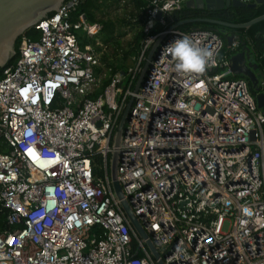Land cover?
<instances>
[{"label":"built area","instance_id":"obj_1","mask_svg":"<svg viewBox=\"0 0 264 264\" xmlns=\"http://www.w3.org/2000/svg\"><path fill=\"white\" fill-rule=\"evenodd\" d=\"M82 1L18 34L0 66V264H158L149 243L161 264H264V110L221 36L166 24L184 0H144L119 69L99 60ZM183 35L213 52L203 73L175 70L166 47Z\"/></svg>","mask_w":264,"mask_h":264},{"label":"water","instance_id":"obj_2","mask_svg":"<svg viewBox=\"0 0 264 264\" xmlns=\"http://www.w3.org/2000/svg\"><path fill=\"white\" fill-rule=\"evenodd\" d=\"M62 1L63 0H0V66L4 65L5 61L13 54V43L18 34L23 32L26 28L37 23L42 18L45 19L47 16L53 14V12L57 9ZM260 1L262 0H252L251 2L246 3H243L240 0H184L182 6L212 10L226 6H231L232 8H234V6L242 5L252 7L254 3H259ZM159 15L160 12L158 11L155 17L159 18ZM261 19H264V12L259 14V16H254L242 22L231 23L229 21L211 17H193L184 18V20H177L171 23L169 26L177 28L180 24H184V22L195 20L204 21L206 23L211 22L229 29V31L227 32H223L224 29H220L221 32L225 33L224 41L228 51V68L231 71L232 75H242L250 83V87L255 100L254 103L257 108L261 109L264 106V87L260 82L261 79H258L255 73V70L258 69V66L256 65V63H254L252 52L248 48L245 41L237 32L233 31L234 28H245L253 22H258ZM155 46L156 41L151 44L150 49L147 53V59L150 58ZM146 64L147 60L144 61L143 67H145ZM130 102L131 98L127 100L125 107L118 119L112 139V144L114 146L118 144V140L122 132L123 120L129 111ZM262 127L264 129V123ZM115 168L116 151L114 150L111 153L109 173L112 177L116 193L119 196L120 192L118 183L115 179ZM121 203L125 210V213L130 218L133 227L138 231L140 235L144 236L142 228L138 225L126 203L124 201H121ZM148 245L153 257L157 258V263L161 264V260L158 258V252L156 251V249L152 244L149 243Z\"/></svg>","mask_w":264,"mask_h":264},{"label":"trees","instance_id":"obj_3","mask_svg":"<svg viewBox=\"0 0 264 264\" xmlns=\"http://www.w3.org/2000/svg\"><path fill=\"white\" fill-rule=\"evenodd\" d=\"M104 2H117V0H83L78 5L77 10L83 11L86 18L90 20H95V19L99 20L102 23V28L100 33L103 32L101 39L107 40L109 36H111V31L113 27L112 21L110 19L95 18L94 15V11L99 8L100 3H104ZM129 2L131 3L132 7L136 10H138L139 7L142 4H144V0H129ZM263 12H264V0L260 1L259 3H254L252 7L242 5V6H234V8H232L231 6H226L212 10L211 9L207 10L205 8H189V7L180 6L177 10L166 13L164 16V20L166 24H171L177 20H184V18L211 17V18H216L234 23V22L246 21L254 16H259V14ZM194 27L206 28L207 30L210 29L221 36L222 48L219 54H221V56L224 58L228 51L225 48V41H224L225 33L221 32L220 29H227V28L211 22L206 23L204 21H195V20L184 22V24L182 25L180 24L177 28L181 31H184ZM233 31L237 32L240 35V37L245 41V43H247L251 47L252 53L254 54V57H256V61L258 63L257 65L264 74V19H261L258 22H253L252 24H250L245 28H234ZM23 32L35 36L33 29L31 27L26 28ZM141 36H142V29L140 26L137 32L135 33V37L133 39L136 47L139 44L138 40H140ZM84 42H85L84 39L80 40V44H83ZM16 45H17V37L14 40L13 49H16ZM123 56H125V53L123 54ZM14 57H15V53L12 54L5 61L4 65L12 63ZM215 70H218V68H215ZM239 76L244 78V76L242 75ZM105 82L106 81H103L102 84H104ZM248 88L252 93L250 87ZM3 217H4L3 213L0 212V226L3 223Z\"/></svg>","mask_w":264,"mask_h":264},{"label":"rangeland","instance_id":"obj_4","mask_svg":"<svg viewBox=\"0 0 264 264\" xmlns=\"http://www.w3.org/2000/svg\"><path fill=\"white\" fill-rule=\"evenodd\" d=\"M94 15L99 19H110L113 23L111 36L107 40L101 39L103 32L95 36L94 40L103 45L95 47L99 53V60L117 68L129 65L130 55L137 51L133 39L142 22L138 10L132 7L129 0H117V2L100 3ZM80 35L86 42L92 43L83 32H80Z\"/></svg>","mask_w":264,"mask_h":264},{"label":"clouds","instance_id":"obj_5","mask_svg":"<svg viewBox=\"0 0 264 264\" xmlns=\"http://www.w3.org/2000/svg\"><path fill=\"white\" fill-rule=\"evenodd\" d=\"M174 68L178 72L203 73L213 56V52L202 46V42L193 36L183 35L166 47Z\"/></svg>","mask_w":264,"mask_h":264},{"label":"crops","instance_id":"obj_6","mask_svg":"<svg viewBox=\"0 0 264 264\" xmlns=\"http://www.w3.org/2000/svg\"><path fill=\"white\" fill-rule=\"evenodd\" d=\"M231 30V29H230ZM227 31H229V29H224V31L223 32H227ZM235 32V31H234ZM105 44V43H104ZM247 44V43H246ZM105 46V45H104ZM247 46H248V48L251 50V52H252V49H251V47L247 44ZM103 48V47H102ZM225 48H226V50H227V46L225 45ZM227 54L228 53H226V55H225V57L224 58H226L227 59V64H228V58H227ZM252 57L254 58V63H256V65L258 64L257 63V61H256V57H254V54L252 53ZM258 66V65H257ZM124 68V66L123 67H120L119 69H123ZM255 73H256V75H257V78L258 79H261L260 80V82L262 83V85H263V87H264V76H263V74H262V71H261V69L258 67V69L257 70H255ZM231 75H232V73H231ZM232 76H236V75H232ZM244 79V78H243ZM247 84H248V87H250V83L247 81ZM250 89H251V87H250ZM262 110H264V106L261 108Z\"/></svg>","mask_w":264,"mask_h":264},{"label":"flooded vegetation","instance_id":"obj_7","mask_svg":"<svg viewBox=\"0 0 264 264\" xmlns=\"http://www.w3.org/2000/svg\"><path fill=\"white\" fill-rule=\"evenodd\" d=\"M245 79V78H244ZM245 81L247 82V80L245 79Z\"/></svg>","mask_w":264,"mask_h":264}]
</instances>
